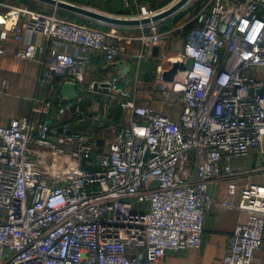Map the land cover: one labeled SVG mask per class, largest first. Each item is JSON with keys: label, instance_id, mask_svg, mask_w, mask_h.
Here are the masks:
<instances>
[{"label": "built area", "instance_id": "built-area-1", "mask_svg": "<svg viewBox=\"0 0 264 264\" xmlns=\"http://www.w3.org/2000/svg\"><path fill=\"white\" fill-rule=\"evenodd\" d=\"M116 1L124 8L137 4ZM155 13L143 4L137 17ZM6 21L0 40L11 32L20 42L28 30L46 37L14 52L20 62L38 61L41 82L70 80L79 90L75 99L34 97L39 120L18 116L0 124V264H164L169 251L200 248L217 205L248 213L222 264L253 263L264 246V180L257 178L264 163L235 166L232 159L255 149L264 160V0H204L186 21L160 34L156 22L147 23L141 59L152 56L155 44L171 47L172 32L183 33L179 57L169 60V52L157 68L162 111L124 97L117 63L127 37L116 29L28 5L15 6ZM95 50L116 70L105 81L110 102L103 111L81 94L93 87L84 74ZM173 61L186 68L164 80L161 71ZM172 105L177 110L167 112ZM110 106L125 121L109 118L96 127ZM81 119H87L84 129L77 127ZM230 179H236L231 199L217 200L212 184Z\"/></svg>", "mask_w": 264, "mask_h": 264}, {"label": "crops", "instance_id": "crops-1", "mask_svg": "<svg viewBox=\"0 0 264 264\" xmlns=\"http://www.w3.org/2000/svg\"><path fill=\"white\" fill-rule=\"evenodd\" d=\"M18 4H11L7 0H0V32L3 29L5 22L9 25L10 21H6L14 11L15 6L28 5L26 2L19 0ZM25 1V0H24ZM39 2L37 0H34ZM101 1V0H100ZM116 1V0H110ZM109 1V2H110ZM137 4L130 7H122L119 14L122 16H134L138 14L140 5L151 6L152 0H136ZM103 2V1H101ZM118 2V1H116ZM44 6L39 8H32L34 10L49 11L56 8L50 4L42 3ZM29 6V5H28ZM30 7V6H29ZM31 8V7H30ZM59 11V8H57ZM59 13V12H58ZM60 15V13H59ZM19 19V23H21ZM88 25L92 23L85 22ZM157 33H159V20L156 21ZM92 26H97L103 29L115 28L118 31V27L113 25H106L104 23H94ZM128 26V25H127ZM126 26V27H127ZM133 26L131 30L135 31L137 35L132 44H127L125 54L122 55V59L130 67V71L127 75V82H149L154 79V74L157 72L155 61L161 62V53H165L161 49L160 43L155 44L152 48V56L138 58L137 54L141 47L140 37L144 34H150V27L147 23L143 25H130ZM123 27V26H122ZM137 30V31H136ZM11 32L6 39L0 40V48L3 52H0V124L7 125L11 119L18 116H27L33 121L42 118L36 106L39 103H34L33 98L36 96L47 97L60 94L61 79L56 78L52 83L41 82L39 80L40 65L37 60L29 59L20 62L14 54L15 49L18 46H23L28 43L44 44L46 37H43L39 33L32 31H22V40L19 42L11 36ZM160 34V33H159ZM171 47H167L166 52L169 54L176 53L182 46V40L179 35H172ZM168 50V51H167ZM69 52L77 55L78 49L74 46H69ZM166 53V54H167ZM170 55V54H169ZM118 67V66H117ZM120 69V67H118ZM115 66L108 64L99 51H91L90 57L86 64V71L84 74V81L91 83L96 81H106L112 77L115 73ZM121 78L119 84L127 83ZM126 85V84H125ZM158 87L152 92V97H147L146 104L155 107L158 110H164V102L161 95L157 92ZM155 100V101H154ZM110 121H122L124 115L120 110L116 108H106ZM50 119L54 124H58L55 119V111L49 113ZM71 116V115H70ZM70 119L69 115H66L65 120ZM232 163L235 166H254L264 163L262 153L260 150H252L247 156L234 157ZM264 180L263 176H258ZM240 182H245L246 179L240 178ZM236 181V179L215 181L212 184L211 190L215 197L219 201H229L231 194L229 190V184ZM248 218V213L243 212L234 206L217 205L209 214L206 219L205 232L203 235V241L200 248H186L180 251H169L164 257V264H222L221 260L227 252V244L230 236L233 234L235 227L245 222ZM264 245V243H263ZM252 264H264V246L258 250L255 254Z\"/></svg>", "mask_w": 264, "mask_h": 264}, {"label": "water", "instance_id": "water-1", "mask_svg": "<svg viewBox=\"0 0 264 264\" xmlns=\"http://www.w3.org/2000/svg\"><path fill=\"white\" fill-rule=\"evenodd\" d=\"M42 3L50 4L56 8H62L67 11L73 12L75 14H79L83 17L88 19L97 20L98 22L104 23L106 25H113V26H127V25H143L148 22H156L161 18H165L170 14L176 12V10L180 9L183 5H185L190 0H176L175 3L165 7L164 9L160 10L159 12L155 13L151 17L143 16L141 18L138 17H120L114 14H108L96 8H90L79 4H74L65 0H37ZM117 66L120 67V75L121 79L127 82L126 78L130 71L129 65L125 63L124 60H120L117 63ZM186 66L184 63L180 61H173L171 62V67L169 69H165L161 71V77L164 80H171L174 74L178 71V69H185ZM92 89H86L81 92L82 96L86 94L91 95L92 98L100 102L101 111L104 110L105 104L109 103L110 101V93H109V84L105 81H96L92 83ZM79 87L75 85L73 81L64 80L60 84V95L61 97H66L69 99H75L78 97L77 91ZM84 100V97H83ZM74 107H72V110ZM101 123H97L96 127H103L109 121L108 115L102 116ZM87 126V119H81L77 123L78 129H84ZM103 139L98 138L96 141L97 149L96 151H101Z\"/></svg>", "mask_w": 264, "mask_h": 264}, {"label": "rangeland", "instance_id": "rangeland-1", "mask_svg": "<svg viewBox=\"0 0 264 264\" xmlns=\"http://www.w3.org/2000/svg\"><path fill=\"white\" fill-rule=\"evenodd\" d=\"M11 2V4H18L19 0H7V2ZM23 2H26L31 8H39L44 6V4H41L39 2H36L34 0H22ZM74 4L83 5L90 8H96L103 12H106L108 14H114L116 16L120 17H137L134 16H122V14H119L122 10V7L120 6L119 2L116 1H110V2H101L100 0H65ZM152 4L150 8L152 10H155L158 12L160 7H166L176 2V0H152ZM204 0H190L185 5H183L180 9L176 10L175 13L170 14L169 16H166L164 19H160L159 21V30H166V29H173L176 28V26L184 21H186L192 13H195L199 6L203 3ZM60 16H64L67 19L80 21V22H88V23H98L97 20L88 19L86 17H83L79 14H75L73 12L67 11L65 9L60 8L59 11ZM180 12H184L181 18H176V15ZM101 23V22H100ZM91 24V26H92ZM97 27V26H96ZM133 26L128 25L126 26H120L118 27V33L123 34V36L127 37V39H124L123 42L127 46V44H132L137 35L134 33L135 31L131 30ZM109 29V28H108ZM116 29V27L114 28ZM137 31V30H136ZM175 36L178 35L176 32H172ZM183 33L180 35V39H182ZM167 49V47H165ZM163 48L165 53H161L162 57H165L166 55V49ZM168 51V50H167ZM164 54V56H163ZM168 56V55H166ZM162 62V59H161ZM160 61L156 60L155 65L158 66L161 64ZM159 67V66H158ZM157 67V68H158ZM157 76V72L154 74V79H152L149 82H134V81H128L125 84H121L120 88L122 89V92L125 93L124 97L126 99L134 98L138 103L144 104L147 101L145 100L147 97H152V92L157 88V84L154 82L155 77ZM157 92L160 94L161 91L157 89ZM155 101V100H154ZM164 102V101H163ZM165 104V102H164ZM177 105L167 106L165 110L167 112L174 113L177 110ZM125 121L124 118L122 120Z\"/></svg>", "mask_w": 264, "mask_h": 264}, {"label": "bare ground", "instance_id": "bare-ground-1", "mask_svg": "<svg viewBox=\"0 0 264 264\" xmlns=\"http://www.w3.org/2000/svg\"><path fill=\"white\" fill-rule=\"evenodd\" d=\"M179 57V53H173L171 56H169L167 59L172 60V59H177Z\"/></svg>", "mask_w": 264, "mask_h": 264}, {"label": "trees", "instance_id": "trees-1", "mask_svg": "<svg viewBox=\"0 0 264 264\" xmlns=\"http://www.w3.org/2000/svg\"><path fill=\"white\" fill-rule=\"evenodd\" d=\"M183 13H184V12H180V13H178V14L176 15V18H177V19H178V18H181L182 15H183Z\"/></svg>", "mask_w": 264, "mask_h": 264}]
</instances>
